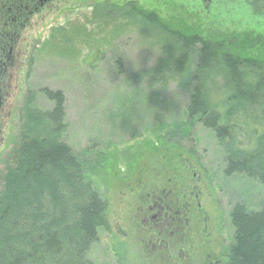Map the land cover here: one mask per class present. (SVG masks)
Segmentation results:
<instances>
[{
  "label": "rangeland",
  "instance_id": "374dc122",
  "mask_svg": "<svg viewBox=\"0 0 264 264\" xmlns=\"http://www.w3.org/2000/svg\"><path fill=\"white\" fill-rule=\"evenodd\" d=\"M131 1L121 0L112 6L109 0H73L52 21L38 23L41 28L32 34L19 30L14 36L15 22L1 26L0 190L8 153L19 135L21 109L29 104L49 111L53 104L43 91H59L65 98V143L81 157L87 151H101L107 157L97 173L86 171L109 206V231L99 234L88 259L93 264H161L165 255L155 257L149 241L136 228V209L150 187L180 196L193 185L202 195L194 202L188 200L190 221L198 222L196 215L199 209L203 213V206L208 222L220 214L224 225L220 247L207 253L213 259L218 251L217 258L225 260L234 235L229 219L232 208L240 204L257 211L264 199V186L243 175L226 176L223 147L214 132L201 123L192 124L183 149L166 144L162 136L187 126V85L197 54H186L175 38L155 28L134 24L127 17L129 12L123 10ZM203 4L210 6L207 0ZM227 5H218L217 14L204 16V20L226 29L230 8L236 6L243 11L233 14L235 26L264 30V16L254 15H264V1L258 6L255 2L253 13L238 1ZM241 18L248 21L246 25L245 21L241 24ZM34 23L27 24L28 31ZM198 25L207 35L204 24ZM220 33L216 31L213 38H219ZM24 39H29V46L20 67L13 59L17 48L24 50ZM221 82L216 80L208 88L212 103L231 95L232 90H225ZM240 104L249 107V118L238 113L242 130L249 135L257 130L262 133L263 107L236 99L225 108L235 109ZM189 180H195L190 189Z\"/></svg>",
  "mask_w": 264,
  "mask_h": 264
},
{
  "label": "trees",
  "instance_id": "16d2710c",
  "mask_svg": "<svg viewBox=\"0 0 264 264\" xmlns=\"http://www.w3.org/2000/svg\"><path fill=\"white\" fill-rule=\"evenodd\" d=\"M109 1L115 6L121 0ZM207 1L209 7L204 0H133L123 10L134 24L155 28L175 38L186 54H197L187 85V126L162 136L166 144L183 149L192 124L201 123L223 147L224 174L243 175L264 186V130L251 135L242 130L238 113L247 118L249 109L244 104L225 108L239 99L264 111V30L235 26L233 14H242V7L230 8L226 29L204 20V16L217 14L218 5L238 1L253 13L255 2L264 0ZM240 20L241 24L248 22ZM199 23L207 28V35ZM216 31L223 34L214 39ZM216 80L232 91L212 103L207 93ZM43 94L52 109L40 111L25 105L17 141L8 153L0 190V264H93L88 253L99 234L109 231V206L86 171H98L107 157L101 151H87L82 157L75 154L63 140L67 130L64 95L49 90ZM230 222L233 240L221 264H264V199L257 211L235 205Z\"/></svg>",
  "mask_w": 264,
  "mask_h": 264
},
{
  "label": "flooded vegetation",
  "instance_id": "af4514ba",
  "mask_svg": "<svg viewBox=\"0 0 264 264\" xmlns=\"http://www.w3.org/2000/svg\"><path fill=\"white\" fill-rule=\"evenodd\" d=\"M73 0H0V30L5 22H15L16 32L14 36L23 30L24 32L38 31V23L43 25L65 11L68 5ZM37 13V14H36ZM31 21H36L34 25L27 30V24ZM9 24H7V27ZM36 26V27H34ZM31 34L26 37L30 38ZM27 34H25L26 36ZM7 36H9L7 34ZM2 37V33H0ZM29 39H24V50L15 52L13 63H17L20 67L26 59L27 46ZM3 44L0 40V45ZM20 44H17L18 47ZM1 48V46H0ZM12 63V64H13ZM1 64V61H0ZM1 68V66H0ZM3 68V67H2ZM2 71V70H1ZM196 177V173L192 174ZM195 180H189V189ZM192 182V183H191ZM194 182V183H193ZM143 194V199L140 200L139 206L135 213L136 228L142 231L145 239L155 251V257L159 258L160 253L165 255L162 262L170 264H221L224 259L217 258L218 251L213 259L207 252L211 248L219 250L221 241V233L223 231V218L220 221V214L217 215L211 222L206 221L203 215L207 216L206 209L203 206V213H197L195 223H191L189 215L190 205L188 200L193 199V202L201 197L199 189L192 185L190 190L185 188L186 192L180 196L174 194L171 190H157L152 187ZM185 192V193H184ZM181 197V198H180ZM179 203L181 208H179ZM202 208V205H196ZM201 212V213H200ZM230 219V217H229ZM144 238V237H143ZM157 254V255H156ZM162 255V257H164Z\"/></svg>",
  "mask_w": 264,
  "mask_h": 264
}]
</instances>
